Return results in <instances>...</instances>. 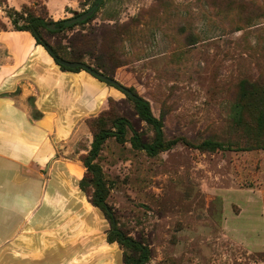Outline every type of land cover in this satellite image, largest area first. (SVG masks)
<instances>
[{"label": "rangeland", "instance_id": "rangeland-1", "mask_svg": "<svg viewBox=\"0 0 264 264\" xmlns=\"http://www.w3.org/2000/svg\"><path fill=\"white\" fill-rule=\"evenodd\" d=\"M92 1L0 0V20L16 31L31 14L55 21ZM40 34L63 57L74 46L80 60L133 88L161 117L163 138L175 139L153 156L133 148L132 131L150 141L152 128L122 89L78 70L106 89L95 88V106L78 114L56 157L81 178L98 126L87 120L102 112L105 126L118 114L129 120L126 141L108 138L96 162L117 226L149 249L144 264H264V127L246 110L240 124L232 119L244 81L264 88V0H102L86 22ZM253 139L260 145L243 147ZM206 140L230 147H198ZM91 191L82 190L88 201Z\"/></svg>", "mask_w": 264, "mask_h": 264}, {"label": "crops", "instance_id": "crops-1", "mask_svg": "<svg viewBox=\"0 0 264 264\" xmlns=\"http://www.w3.org/2000/svg\"><path fill=\"white\" fill-rule=\"evenodd\" d=\"M95 88L106 86L60 69L28 31H0V264H122L108 220L56 157Z\"/></svg>", "mask_w": 264, "mask_h": 264}, {"label": "trees", "instance_id": "trees-1", "mask_svg": "<svg viewBox=\"0 0 264 264\" xmlns=\"http://www.w3.org/2000/svg\"><path fill=\"white\" fill-rule=\"evenodd\" d=\"M96 1L97 0H93L86 10L92 8ZM101 2L102 0H99L98 5L94 7L92 13L81 21L77 20L71 23L67 22L69 18L78 16L82 12L74 13L73 16L69 18H62L55 21L49 20V22H47L44 17L40 14H31L26 24L22 27H17L16 30L29 31L34 37L36 43L41 44L43 46L46 45L50 49L49 51L47 50V52L62 70L78 71L81 69L80 67L69 68L63 66L59 64L55 60V58L59 57L66 60L82 61L80 60L79 56L80 52L75 51L74 46H72L73 49L70 52L71 56L69 57V59L63 57V55L58 52V48L49 45L46 41L43 40L40 34V29L44 28L49 32H55L65 28H70L75 24L84 23L93 17L95 11L98 9ZM86 10H84L83 12H85ZM51 23L54 24V29L52 30L47 27L48 24ZM4 28L5 25L0 20V30H3ZM79 41H81V39ZM98 68L105 72L102 65H98ZM94 69L98 71L97 68ZM120 89H122L125 92L126 96L131 100L134 110L138 117L146 124H148L153 130V136L150 141L143 140L140 137V134L133 130L132 135L129 138L130 145L133 148L143 150L146 154L150 156L157 154L161 150L168 149L175 142V139L166 140L163 138L162 119L160 116H156L152 112L149 101L139 95L131 87H125L122 85V88ZM244 110L254 113L257 128L264 127V88H256L246 81L241 84L240 96L234 104V115L232 118L237 124L241 123L242 112ZM105 114V112H102L96 119L87 120L88 126L89 121L97 122L98 126L92 130V139L90 142V147L86 154H84L81 158L82 165L85 168V172L83 176L79 179L78 185L80 189L84 192L87 191L89 186L92 187L89 202L92 205L98 207L103 212L104 216L109 222V228L106 230V240L108 242L116 241L121 247L123 246L130 250V253L122 252V264H144L148 260L149 249L147 245H145L139 240L132 238L129 235H126L117 226L114 220L112 209L106 201L108 186L106 185V181L103 177L101 167L96 162L98 154L102 149V146L105 141L108 138H114L115 141L119 143L126 141V133L128 129H131V125L129 120L125 116L118 114L111 118L109 126H105L102 120V116H104ZM254 141L255 143L246 141L243 147L249 148L260 145L259 141ZM198 147L213 151L216 149H223L224 147H230V145H224L222 142L216 140H206L199 143Z\"/></svg>", "mask_w": 264, "mask_h": 264}, {"label": "water", "instance_id": "water-1", "mask_svg": "<svg viewBox=\"0 0 264 264\" xmlns=\"http://www.w3.org/2000/svg\"><path fill=\"white\" fill-rule=\"evenodd\" d=\"M98 2H99V0H97L94 3V5L92 6V8L86 10L85 12H82L80 15L69 18L67 20V22L68 23H71V22H75L77 20L81 21V20L85 19L87 16H89L92 13L94 7H96L98 5ZM47 27L52 30V29H54V24H52V23L51 24H48ZM44 48H46V50H48V51L50 50L46 45H44ZM55 60L59 64H61L63 66H66V67H69V68L80 67L81 69L86 70L87 72H89L90 74H92L93 76H95L96 78H98L100 80H103L105 82L111 83L114 86H117L119 88H122V85L117 80L108 77L107 75L103 74L100 71L95 70L94 68H92V66H90L86 62L76 61V60H66V59L59 58V57L55 58Z\"/></svg>", "mask_w": 264, "mask_h": 264}]
</instances>
